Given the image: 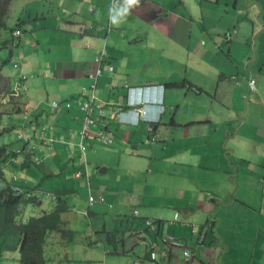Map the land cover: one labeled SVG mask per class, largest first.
<instances>
[{
  "label": "crops",
  "instance_id": "crops-1",
  "mask_svg": "<svg viewBox=\"0 0 264 264\" xmlns=\"http://www.w3.org/2000/svg\"><path fill=\"white\" fill-rule=\"evenodd\" d=\"M54 1L58 12L9 24L21 34L17 69L2 71L13 97L0 125L39 135L12 147L9 179L39 194L66 189L63 219L91 233L107 263L152 264L156 242L169 254L161 264H264V0ZM146 86L164 87L140 95L151 121L111 119L128 87ZM87 90L104 115L83 151ZM101 130L112 144L93 138Z\"/></svg>",
  "mask_w": 264,
  "mask_h": 264
},
{
  "label": "trees",
  "instance_id": "trees-1",
  "mask_svg": "<svg viewBox=\"0 0 264 264\" xmlns=\"http://www.w3.org/2000/svg\"><path fill=\"white\" fill-rule=\"evenodd\" d=\"M12 1L0 0V53L8 52L6 58L0 60V91H11L6 89V78L2 71L12 62V49L16 45L15 39L18 38L14 32L20 26L8 24ZM5 131L6 128L0 130V135ZM20 153L13 150L11 144H0V181L5 183V187L0 188V258L6 251L18 250L20 264H50L47 245L51 243L52 236L59 235V239L52 242L58 245H67L75 238V231L63 219V215L70 211L71 205L65 194L66 189L56 190L51 209L42 210L40 215L26 218L29 205H42V200L40 194L35 192L37 186L26 188L24 185L15 184L7 176L6 167L15 165ZM30 162L29 156L24 157V164Z\"/></svg>",
  "mask_w": 264,
  "mask_h": 264
},
{
  "label": "rangeland",
  "instance_id": "rangeland-1",
  "mask_svg": "<svg viewBox=\"0 0 264 264\" xmlns=\"http://www.w3.org/2000/svg\"><path fill=\"white\" fill-rule=\"evenodd\" d=\"M59 5L55 4L54 0H13L9 10L8 24H13L18 18H23L27 15L28 12H58ZM55 10V11H54ZM8 52L4 51L0 53V60L4 59L7 56ZM5 69L10 73L13 72L14 69H17L13 66V62L5 67ZM92 94V93H91ZM90 94V95H91ZM0 110H3L1 108ZM3 113L0 114V117ZM6 120V119H5ZM7 125V122L5 123ZM4 122L0 125V130H3ZM21 131L19 129H12L7 132H3L0 135V144H11V147L22 145L21 141L18 139L17 134ZM38 161V160H37ZM35 171L39 172V169L35 166ZM1 188V184H0ZM40 192V199L42 200V205L32 204L29 205L27 209L26 218L32 215H40L42 210H49L54 205V201L52 200V193L50 196H47L46 191ZM76 222H74V227H76ZM86 235H92L91 233H86L84 231L75 232L74 240L69 244H55L53 241H57L59 239V235L54 234L51 239V243L47 245V255L51 258V264H57L59 260L65 261H73L74 263L80 264L85 262L88 259H96L97 264H124L119 261V257H115L112 254H109L110 262L107 263V260L104 256L100 255L98 251L99 248L93 246V243H89ZM126 237L131 239L128 242V245L134 244V240H138L136 235L132 236L127 234ZM96 245H98L96 243ZM113 252L114 247L109 246ZM114 260V261H113ZM0 264H20V252L17 251H6L2 254L0 258Z\"/></svg>",
  "mask_w": 264,
  "mask_h": 264
},
{
  "label": "built area",
  "instance_id": "built-area-1",
  "mask_svg": "<svg viewBox=\"0 0 264 264\" xmlns=\"http://www.w3.org/2000/svg\"><path fill=\"white\" fill-rule=\"evenodd\" d=\"M21 31L20 30H15L14 35H20ZM106 57V52L102 51L101 54L97 56V61L99 63V68L97 69V74L95 76L101 75L103 71L102 63L104 62V59ZM15 67H18V64L15 65ZM108 69L113 71L114 67L109 64ZM256 82L255 79H251L249 82L250 85V90L252 92H256ZM158 88L160 91L164 89L163 86H146L144 88L142 87H128V93H129V98H128V106L126 109L119 107L116 111L112 112L110 117L111 119L117 120V121H122L123 118L128 117L131 118V122L133 125H137L140 121L142 120H149L151 121L152 118L149 115V108L153 103L145 102L143 97H140L142 94V91L144 90H150L152 88ZM86 94L88 93L85 91L83 95L86 97L83 98L84 100H81L80 102V107L84 111V118L82 122V129L80 131L81 139L82 142L80 143V147L83 151L86 150L88 143L86 140L90 137L91 131L93 126L97 123L98 119L96 118V114L103 116L104 115V109H103V103H101L98 100L97 95L95 94V91L89 96ZM13 93L12 91H0V108H5L8 106L11 101H12ZM161 98L158 97L157 100H160ZM67 107H71L70 102H66ZM53 107L57 108L59 107V102L58 101H53ZM92 111L98 112L92 114ZM37 135V136H36ZM39 135L37 133H19L18 134V139L20 141H23L25 144H29L34 138H37ZM97 139L98 142H101L102 144L105 145H110L113 142V138L108 136L107 133L104 130H101L96 133V135L93 137ZM79 175V174H78ZM1 183V182H0ZM18 189V187H15ZM45 193V192H41ZM47 196H50V193L46 192ZM52 199H55L56 197L53 196L52 194ZM146 225L151 227L152 229H155V226L152 224L150 220H147ZM184 256L186 258H189L190 252L188 250H185ZM149 257L152 261V264H161L164 263L168 260L169 254L166 252L159 250L158 245L156 242H151L150 247H149ZM57 264H73L69 263L67 261H59ZM133 264H140V260L135 261Z\"/></svg>",
  "mask_w": 264,
  "mask_h": 264
},
{
  "label": "clouds",
  "instance_id": "clouds-1",
  "mask_svg": "<svg viewBox=\"0 0 264 264\" xmlns=\"http://www.w3.org/2000/svg\"><path fill=\"white\" fill-rule=\"evenodd\" d=\"M59 261H64V260H59ZM59 261H58V262H59ZM50 264H51V263H50Z\"/></svg>",
  "mask_w": 264,
  "mask_h": 264
}]
</instances>
